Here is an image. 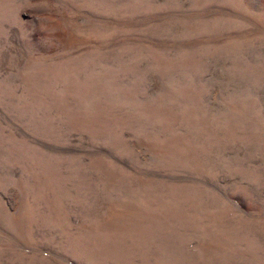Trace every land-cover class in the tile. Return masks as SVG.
<instances>
[{
  "label": "rangeland",
  "instance_id": "obj_1",
  "mask_svg": "<svg viewBox=\"0 0 264 264\" xmlns=\"http://www.w3.org/2000/svg\"><path fill=\"white\" fill-rule=\"evenodd\" d=\"M0 264H264V0H0Z\"/></svg>",
  "mask_w": 264,
  "mask_h": 264
}]
</instances>
